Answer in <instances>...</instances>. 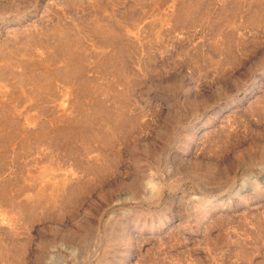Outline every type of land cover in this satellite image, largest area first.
Wrapping results in <instances>:
<instances>
[{
	"label": "rangeland",
	"instance_id": "rangeland-1",
	"mask_svg": "<svg viewBox=\"0 0 264 264\" xmlns=\"http://www.w3.org/2000/svg\"><path fill=\"white\" fill-rule=\"evenodd\" d=\"M260 9L0 0V264H264ZM99 100L122 113L106 157L55 143L69 126L111 133Z\"/></svg>",
	"mask_w": 264,
	"mask_h": 264
},
{
	"label": "bare ground",
	"instance_id": "bare-ground-1",
	"mask_svg": "<svg viewBox=\"0 0 264 264\" xmlns=\"http://www.w3.org/2000/svg\"><path fill=\"white\" fill-rule=\"evenodd\" d=\"M261 8V6L259 7ZM255 10V9H254ZM264 10L262 9V12H261V9L259 10V13L260 14H263ZM61 46H64L67 48V44L66 43H61ZM69 49V57L68 58L69 60H72V62L74 61V54L71 52V48H67ZM67 53V52H66ZM70 65V64H69ZM73 66V65H72ZM118 67V66H117ZM102 70H105V71H116V65L111 61L109 60L108 62H106L105 64L102 65ZM83 71H84V68L82 65H80L79 67L76 68H72L70 69V73L69 74H72L74 75V77L78 76V74H83ZM41 78V77H40ZM39 84L41 85L42 83H47L45 79L41 78L39 79ZM88 82H89V79L88 78H81L80 80H78V87H81L82 91L85 92L84 94H87L89 91H87V85H88ZM112 109H109L106 104L103 102V101H98L96 104H95V113L97 114L96 117H101L103 120H111L112 122V132L111 133H108L106 135H103V136H100L98 135L94 129L92 128H89L88 130L91 131V135H89V131L86 132L88 134L87 137H85V134L83 131H81L80 129H76L75 127H72V126H69V127H66L64 129H60L58 131V136L55 140V143H59V141L61 139L65 140V143L61 144L63 146H66L68 147V144L71 143V142H75L77 140H81V139H84V140H89V141H93V142H101V147H102V155L104 157L107 156V152H108V148L112 147V145L115 143V139L116 137L121 133V131L123 130L122 127H123V122H122V118H120L121 114H119L118 118L116 119L115 117H110V113ZM122 134V133H121ZM92 170L93 167H91ZM89 168V170H91ZM102 171V169H99L98 172ZM44 177H42L41 175L37 176L36 180H43ZM63 184H64V181H60L59 182H51V188H52V191L53 193H56L57 190H59L61 187H63ZM75 189V188H74ZM77 190V189H76ZM41 197L44 198L45 196V192L44 191H41ZM73 193V192H71ZM49 203L50 204H54L55 203V199L54 198H49Z\"/></svg>",
	"mask_w": 264,
	"mask_h": 264
}]
</instances>
